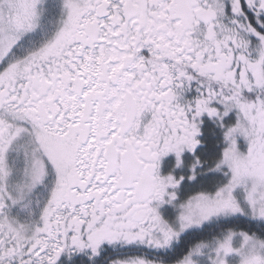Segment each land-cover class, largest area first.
<instances>
[{"label": "snow or ice", "instance_id": "obj_1", "mask_svg": "<svg viewBox=\"0 0 264 264\" xmlns=\"http://www.w3.org/2000/svg\"><path fill=\"white\" fill-rule=\"evenodd\" d=\"M0 264H264V0H0Z\"/></svg>", "mask_w": 264, "mask_h": 264}]
</instances>
